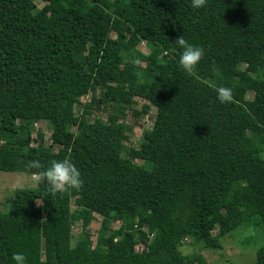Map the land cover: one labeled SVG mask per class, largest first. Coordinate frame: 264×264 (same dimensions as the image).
Wrapping results in <instances>:
<instances>
[{"label": "trees", "instance_id": "obj_1", "mask_svg": "<svg viewBox=\"0 0 264 264\" xmlns=\"http://www.w3.org/2000/svg\"><path fill=\"white\" fill-rule=\"evenodd\" d=\"M41 1L0 0V171L40 176L68 159L82 186L16 187L0 210V264L17 252L26 264H208L179 247L220 248L251 217L264 230V0ZM180 35L204 49L190 72ZM137 97L149 104L133 113H155L132 147L121 116ZM42 121L55 152L34 143ZM250 264H264V245Z\"/></svg>", "mask_w": 264, "mask_h": 264}, {"label": "rangeland", "instance_id": "obj_2", "mask_svg": "<svg viewBox=\"0 0 264 264\" xmlns=\"http://www.w3.org/2000/svg\"><path fill=\"white\" fill-rule=\"evenodd\" d=\"M37 5L41 7L43 2L41 0H36ZM141 50L147 53L144 44L141 45ZM248 94V98L251 97ZM90 99V94L81 97V102H88ZM135 104L127 107L121 119L124 120L128 125H131V130L129 131V139L127 144L132 147H138L142 133L145 130H149L153 124V115L155 113V107L151 106L150 110L140 115H136L132 112L133 109L140 111L141 106L144 103L149 104L148 100L137 97ZM82 109V105H76L74 111L78 114ZM107 111L98 112V115L103 119L106 118ZM33 130L32 138L35 140L34 143H43L44 146H51L52 151H57V145H52V140L50 138L51 128L48 122H39ZM41 130L42 139L36 134L37 128ZM38 175L25 173V172H15V171H0V210L4 209L5 204L9 198L13 195V190L20 187L35 188L37 187ZM39 204V201L37 202ZM72 208L75 207V201L72 200ZM101 217L97 214L94 215L89 221V230L92 234L91 238L95 241V236L97 229L100 225ZM120 222L115 221L112 223L113 228H117ZM81 230V223L78 222L73 226V232L77 233ZM217 231L214 230L212 233L215 234ZM220 248H202L194 244H189L188 240H185L183 245L179 247L180 251L184 254L186 253H201L206 259L208 264H250L256 259V253L260 247L264 245V230L258 223L256 217H251L249 221L239 225L237 228L232 230L220 237ZM143 244L140 242L139 237L135 235V250L140 251L143 249Z\"/></svg>", "mask_w": 264, "mask_h": 264}, {"label": "clouds", "instance_id": "obj_3", "mask_svg": "<svg viewBox=\"0 0 264 264\" xmlns=\"http://www.w3.org/2000/svg\"><path fill=\"white\" fill-rule=\"evenodd\" d=\"M207 0H192L193 8L204 7ZM175 42L182 48L179 54L178 64L185 71L190 72L201 60L204 55V49L198 45L188 43L182 35ZM220 102L230 101L232 90L228 87H220L217 91ZM39 122H36L37 125ZM30 166L41 168L39 161L30 162ZM37 180H46L52 192L63 191L66 187L80 188L82 186L81 173L79 169L68 159L53 160L50 165L44 169ZM12 259L16 264H26V256L22 252L13 254Z\"/></svg>", "mask_w": 264, "mask_h": 264}]
</instances>
